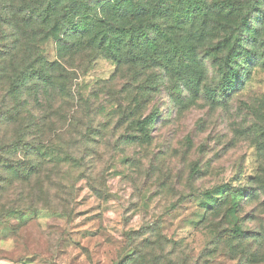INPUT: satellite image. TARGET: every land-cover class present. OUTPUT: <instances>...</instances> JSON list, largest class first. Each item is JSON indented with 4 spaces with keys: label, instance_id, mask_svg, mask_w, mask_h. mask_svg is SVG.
Listing matches in <instances>:
<instances>
[{
    "label": "rangeland",
    "instance_id": "1",
    "mask_svg": "<svg viewBox=\"0 0 264 264\" xmlns=\"http://www.w3.org/2000/svg\"><path fill=\"white\" fill-rule=\"evenodd\" d=\"M221 1L206 24L127 21L133 48L58 45L50 0H0V264H264V7L221 91Z\"/></svg>",
    "mask_w": 264,
    "mask_h": 264
},
{
    "label": "trees",
    "instance_id": "2",
    "mask_svg": "<svg viewBox=\"0 0 264 264\" xmlns=\"http://www.w3.org/2000/svg\"><path fill=\"white\" fill-rule=\"evenodd\" d=\"M205 4V0H159L157 9L152 11L151 4L149 5L147 0H105L95 7L79 6L77 10L62 11V9L58 10L61 0H50L43 15L47 26L53 24L51 26V37L56 40L58 45L76 36L80 40L91 36V41L95 44L96 42H99V45L107 43L109 38L112 43L122 39L126 45L134 48L136 30L133 26L135 24L128 26L127 21L135 23L150 14L151 18H156L159 21L176 19V21L184 20L190 24L199 21L206 24L205 21L209 14ZM220 6L229 9L224 16L225 20L236 21L226 31L221 30V33H223L221 40L227 44V52L223 58L216 60L212 65L221 77V91H231L236 86L241 73V65H238L237 61L249 55V50H245L241 43L242 33L251 32V16L257 11L256 7H264V0H227L226 2L221 1ZM97 8H100L101 13L106 12L112 16L114 15L118 18V21L111 24V21L109 22L105 15H96ZM257 18L259 25L255 31L252 30L250 33L254 45L261 33L264 32V10ZM113 47V44H111L110 49L112 51L121 49V47ZM98 48L103 49V47ZM49 65L53 67L52 63H49ZM152 121V118H148L138 124L141 134L145 135L146 124Z\"/></svg>",
    "mask_w": 264,
    "mask_h": 264
}]
</instances>
